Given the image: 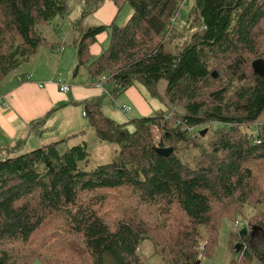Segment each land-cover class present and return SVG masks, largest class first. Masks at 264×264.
I'll use <instances>...</instances> for the list:
<instances>
[{
  "label": "trees",
  "instance_id": "trees-1",
  "mask_svg": "<svg viewBox=\"0 0 264 264\" xmlns=\"http://www.w3.org/2000/svg\"><path fill=\"white\" fill-rule=\"evenodd\" d=\"M71 1L0 0V95L14 71L51 43L42 28L65 19ZM80 1L84 10L70 23L74 76L84 67L94 84L105 77L101 86L114 98L141 83L167 111L121 124L104 114L102 98L85 102L98 140L120 145L118 161L91 171L80 166L89 159L86 142L71 138L0 155V264H151L140 252L146 242L160 264H201L217 246L222 219L236 223L247 207L260 212L246 237L241 229L231 233V252L235 264H264V174L257 168L264 162V77L254 67L264 63V0H194L185 25L194 32L176 49L170 37H184L175 27L187 0H112L119 13L125 4L132 8L127 22L90 26L85 18L106 0ZM104 33L108 44L93 56L90 47ZM225 69L235 80L221 81ZM212 124L220 127L209 150L193 162L178 154L180 144L200 145L202 133L191 137V131ZM158 148L173 152L161 155ZM122 188L147 204L160 201L168 223L126 217L109 223L97 208L107 206L105 191ZM162 230L167 239L161 246L153 235ZM45 232L53 245L35 244ZM201 241L206 245L198 251Z\"/></svg>",
  "mask_w": 264,
  "mask_h": 264
},
{
  "label": "crops",
  "instance_id": "crops-1",
  "mask_svg": "<svg viewBox=\"0 0 264 264\" xmlns=\"http://www.w3.org/2000/svg\"><path fill=\"white\" fill-rule=\"evenodd\" d=\"M118 13L115 3L112 0H106L104 5L89 17L87 23L89 26L110 25L113 21L118 23L121 16ZM78 17L79 15L75 19ZM108 40L107 33L100 35L97 42L90 47L91 54L98 56L108 44ZM50 48H48L50 54L40 53L38 55L41 49L38 50L30 58L31 60L33 58V61L30 59L27 61V64H32L33 69L24 72L21 77L17 76L9 80L10 77L2 90L0 95V150L4 147L12 150L17 146L20 151H29L67 138H71L70 142H83L89 136L94 134L96 136V131L91 127L89 118L84 115L86 113L84 103L102 98L103 105L106 96L111 98L110 94L106 93L103 87H96L94 81L86 75V71L82 72L80 80H77L81 71L80 69L78 75L74 76L73 69L77 66V52L67 54L64 45L60 43L56 45L54 42L51 43ZM53 50H58L60 55L54 53ZM52 55L57 56V59ZM63 73L68 77H71L73 73L72 76L77 78V81L68 82L63 78ZM62 83L71 86L70 92L61 91ZM138 84L141 83L136 82L118 96L125 105L133 106V110L139 113L137 117L152 116L151 114L158 110L151 108L150 103H147L149 101ZM146 90L149 92L147 88ZM149 94L151 95L150 92ZM111 100L115 102L114 99ZM117 107L112 109L105 104L103 112L104 114L106 112L109 116L107 117L117 123H127L124 119L121 120Z\"/></svg>",
  "mask_w": 264,
  "mask_h": 264
},
{
  "label": "rangeland",
  "instance_id": "rangeland-1",
  "mask_svg": "<svg viewBox=\"0 0 264 264\" xmlns=\"http://www.w3.org/2000/svg\"><path fill=\"white\" fill-rule=\"evenodd\" d=\"M194 3V0H187L186 4L181 8L180 13H179V17L177 19V26L175 27L176 31H181L184 34L183 39H179L178 37L174 38L173 36L170 37L171 41H172V45L171 48L172 49H176L178 47H180L181 45L184 44V42L189 41L194 30H190V28L186 25V23L189 21V11L192 8ZM70 6V13L67 15V17H65V19H62L60 21H54L46 26H44L42 28V31L45 34V37H47V39L49 41H51V43H56V45H58V43L64 45L65 47V53L69 54L71 52H74L76 54L77 50L74 48L73 43L75 40L74 37V33L71 30V26L70 23L75 20V17H77L79 15L82 14L83 10H84V6H83V2H81L80 0H72L69 4ZM132 13V8L128 5L125 4L120 11V19L118 21V25H124L127 20L129 19L130 15ZM91 17V16H89ZM89 17L85 18V25L89 24L87 23ZM56 29V30H55ZM50 44H43L42 47L39 49L40 52L38 53V55H40V53H49L50 51ZM107 46V45H106ZM49 48V49H48ZM54 51V50H53ZM54 53H56L57 55H60V53L58 52V50L54 51ZM52 57H54L55 59H57V56L52 55ZM59 57V56H58ZM31 60V59H30ZM33 61V58L32 60ZM223 61V60H222ZM62 62V60H61ZM60 62V63H61ZM227 64V63H226ZM222 66V64H221ZM32 64L25 62L19 69H17L16 71H14L13 75H11V78L9 80L15 79V77H21L22 74L24 72H28L30 70L33 69ZM62 67V66H61ZM224 67V66H222ZM76 68V66H75ZM75 68L73 69V72L75 71ZM225 68V67H224ZM226 70V69H225ZM85 69L84 67L81 68V71L79 73V77L77 80H80L81 76H82V72H84ZM227 72H222L221 75V81L223 83H229L233 80H235V77H232L231 72L226 70ZM62 73V71H60ZM216 74L217 77L214 78L213 74ZM212 76L213 79H218V77H220V73L217 70H214ZM73 75V73H72ZM71 75V77H68L67 75H64V73L62 74V76H64L63 78L68 80V82L71 81H75L76 79L73 78V76ZM72 79V80H71ZM105 77H101L100 79H97L98 81L102 80L103 82L101 84H103L104 86H106L105 84ZM76 80V81H77ZM66 84V83H65ZM142 89L141 91H143V93L145 94V98L149 101L147 103H150L151 108L155 109L156 111H167V107L165 105H163L159 99L157 98H153L149 92L146 90V88L144 87V85L142 86L141 84H138ZM238 84H236L235 82L227 85L229 90L231 92H233ZM138 86V87H139ZM166 88V82L165 81H161L158 85V90L160 92H163L164 89ZM109 94V93H108ZM111 99L115 98L113 96H111V98L109 96H106V98L104 99V103L103 105L105 106V104H107L108 108H112L114 109L116 106H118L119 108H121L122 110L119 112H117L121 118V120H125L126 122H129V120L133 119V118H139L137 116H139V113H136L133 109V106L131 105V111L128 113H125L123 111L124 107H128L129 105H125L121 100H120V96H118V99L114 101H112ZM105 111H108V109H105ZM157 112L151 114V115H155ZM105 115H107V113L105 112ZM109 117V116H108ZM143 117V116H140ZM264 121V118L262 119ZM220 126L217 124H212V125H207L204 127H199L196 128L195 130L191 131V137H194L195 134H201L202 132H205V135L203 136V139L201 140L200 145H194V144H180L178 147L179 151L178 154L180 156H184L186 161L188 162H193V160L197 157L199 158L201 155V152L204 151V149L209 150V148L211 147V145L213 144V142H215V140L217 139L216 136V132L217 129ZM128 130L130 132H134L135 127L132 125H128ZM162 132L161 131H155V135H156V139L159 140L161 138ZM87 144V148H88V152H89V159L87 160V162H82L80 163V166L84 169V170H93L96 167L100 166V165H106V164H111L113 162L118 161L119 159V152H120V145L119 144H112V143H106V142H101L98 140V138L94 135L87 137V139L84 140ZM76 143V142H75ZM78 143V142H77ZM158 142H157V146H158ZM73 145V144H72ZM10 151V149H7V147L2 148V150H0V155L5 156L8 155L14 151L11 150L10 153H8ZM200 155V156H199ZM259 171H261L264 174V162H261L258 167ZM128 188H122L121 190H117L116 192H108L105 191L104 194V198L107 200V206L105 208L103 207H99L97 208V210H100V214H103V217L106 218V220L113 224L115 223L116 220H119L120 218L126 217L127 219H132L135 221H142V222H146V224H152V225H158V224H165L168 223V213H165L164 211L161 210L162 206L161 204H159L160 201L157 202V205H152V204H147V202H142L139 199V196L137 195V193H133L131 194L130 191H127ZM121 196V198H119V201L122 203L120 207L117 206V198ZM125 196V197H124ZM100 199V198H99ZM116 209V210H113ZM260 210L255 209L253 210L252 208H245V212H244V218L240 217L238 219V221H236V223H234V221L230 218V217H225L224 219H222L221 221V225H220V230H219V234H218V243L217 246L213 249L212 253L210 256H203L201 257L202 261L201 264H235L237 262V258L233 256L232 252H231V243L230 241H233V237H231V233L236 232L238 229H242L244 227L247 226V224L250 222V220H252V217L254 216V214L259 213ZM177 213V211H176ZM175 213V214H176ZM171 214H174V210L173 207H171ZM104 218V219H105ZM177 219H183V216L181 215L180 218L176 217ZM57 220V219H55ZM239 227V228H238ZM165 230V229H164ZM160 231V232H156L153 237L154 239H160L161 240V246L165 245V241L167 239L166 235V231ZM52 234H50V232H45V233H41V235H39L36 240H35V244L40 243V241H45L46 243H52L51 241L53 238H51ZM51 245V244H50ZM50 245H46V246H50ZM206 245V241H201L199 243V247L196 248L198 251L202 250ZM236 247V246H235ZM154 246L150 243V242H146L141 246L140 252L144 255L145 258L149 257L152 259L151 260V264H160L161 260L159 257H155L153 258V254H154ZM156 250V249H155ZM203 251V250H202ZM201 251V253H202ZM203 255V254H202ZM171 257V255L168 254V258ZM33 264H43L41 261L37 260L35 261ZM106 264H113L110 261H107ZM251 264H259L256 260L253 261V263Z\"/></svg>",
  "mask_w": 264,
  "mask_h": 264
},
{
  "label": "water",
  "instance_id": "water-1",
  "mask_svg": "<svg viewBox=\"0 0 264 264\" xmlns=\"http://www.w3.org/2000/svg\"><path fill=\"white\" fill-rule=\"evenodd\" d=\"M254 67L256 69L257 72H259L261 74V76L264 77V63L263 62H256L254 63ZM214 78L217 77V75L214 73L213 74ZM205 135V132H202V136ZM158 152L161 155H170L173 152V148H158ZM249 234L248 232V228L244 227L239 231V235L241 237H246ZM253 235V233H251ZM242 248V244L238 243L236 245V251L239 252L240 249ZM197 264H200V261L197 262Z\"/></svg>",
  "mask_w": 264,
  "mask_h": 264
},
{
  "label": "built area",
  "instance_id": "built-area-1",
  "mask_svg": "<svg viewBox=\"0 0 264 264\" xmlns=\"http://www.w3.org/2000/svg\"><path fill=\"white\" fill-rule=\"evenodd\" d=\"M186 3V2H185ZM184 3V4H185ZM179 17V14H178V16L176 17V19ZM175 20V19H174ZM173 20V21H174ZM95 86H97V87H99V84H96ZM60 89H61V91L63 92V93H68V92H70V90H71V86L69 85V84H61L60 85ZM124 110L126 111V112H130V108H124ZM84 115L86 116V113H84ZM239 228V227H238Z\"/></svg>",
  "mask_w": 264,
  "mask_h": 264
},
{
  "label": "bare ground",
  "instance_id": "bare-ground-1",
  "mask_svg": "<svg viewBox=\"0 0 264 264\" xmlns=\"http://www.w3.org/2000/svg\"><path fill=\"white\" fill-rule=\"evenodd\" d=\"M28 78H29V77H28ZM29 79H30V78H29ZM62 84H65V83H62ZM96 84H99V83H96ZM96 84H95V85H96ZM96 87H97V86H96ZM99 87H102L101 84H99ZM125 107H126V106H125ZM125 107H124V108H125ZM117 108H118L119 110H122V109L119 108V107H117ZM126 108H127V107H126ZM128 108H130V107H128ZM130 111H131V108H130ZM123 112L128 113V112H126V111H123Z\"/></svg>",
  "mask_w": 264,
  "mask_h": 264
}]
</instances>
